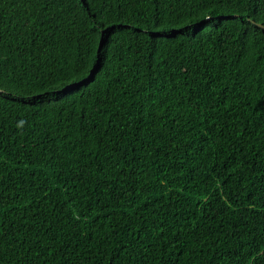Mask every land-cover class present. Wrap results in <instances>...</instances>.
I'll return each mask as SVG.
<instances>
[{"label": "trees", "instance_id": "1", "mask_svg": "<svg viewBox=\"0 0 264 264\" xmlns=\"http://www.w3.org/2000/svg\"><path fill=\"white\" fill-rule=\"evenodd\" d=\"M0 264H264V0H0Z\"/></svg>", "mask_w": 264, "mask_h": 264}]
</instances>
